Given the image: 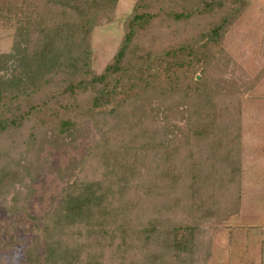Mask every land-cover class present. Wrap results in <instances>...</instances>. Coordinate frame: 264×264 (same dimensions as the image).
<instances>
[{
    "label": "trees",
    "instance_id": "16d2710c",
    "mask_svg": "<svg viewBox=\"0 0 264 264\" xmlns=\"http://www.w3.org/2000/svg\"><path fill=\"white\" fill-rule=\"evenodd\" d=\"M117 3L0 0V17L17 23L0 53V142L64 144L87 122L113 135L59 170L71 179L26 244V264H193L210 251V229L237 212L240 109L224 76L236 62L221 40L247 1L135 0L96 72L92 32ZM17 163L0 147V196ZM142 210L169 213L147 221Z\"/></svg>",
    "mask_w": 264,
    "mask_h": 264
},
{
    "label": "rangeland",
    "instance_id": "374dc122",
    "mask_svg": "<svg viewBox=\"0 0 264 264\" xmlns=\"http://www.w3.org/2000/svg\"><path fill=\"white\" fill-rule=\"evenodd\" d=\"M134 1L118 0L113 20L103 19L94 27L91 65L96 72H100L115 53L123 34V20ZM246 1L245 10L221 40V46L236 62L224 76L234 81L232 90L240 109L239 205L236 213L216 222L210 229V251L205 261L202 255L201 260L193 264H264V74L254 87L248 88L252 79L264 70V0ZM16 27L12 16L10 19L0 17V53L11 51ZM184 106L185 102H181L180 107ZM154 115V124L162 121ZM142 116L141 112L137 114L138 118ZM179 117L174 120L177 127L183 124L181 112ZM102 126L84 123L69 142L62 144L56 138L49 143L43 138L33 151L27 143H13L10 139L0 142V147L8 151L12 159H18L13 184L5 183L0 196V264H26V244L37 236L41 238L37 227L42 226L47 213L58 204L71 179L70 174L63 175L59 170L78 168L87 147L99 141L101 134L112 138L107 123ZM123 176L128 179L125 173ZM162 204L169 209L166 200ZM192 212L189 223H193L197 214L202 215L196 210ZM168 213L142 210L141 220L160 219ZM211 221L215 223L213 217Z\"/></svg>",
    "mask_w": 264,
    "mask_h": 264
}]
</instances>
